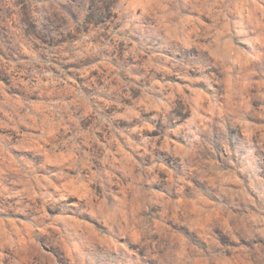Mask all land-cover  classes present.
I'll list each match as a JSON object with an SVG mask.
<instances>
[{"label": "rangeland", "instance_id": "obj_1", "mask_svg": "<svg viewBox=\"0 0 264 264\" xmlns=\"http://www.w3.org/2000/svg\"><path fill=\"white\" fill-rule=\"evenodd\" d=\"M0 264H264V0H0Z\"/></svg>", "mask_w": 264, "mask_h": 264}]
</instances>
